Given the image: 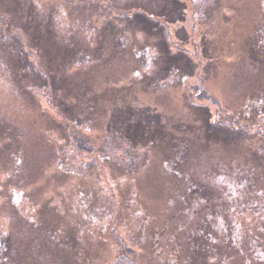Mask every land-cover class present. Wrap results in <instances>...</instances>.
<instances>
[{"label":"rangeland","instance_id":"rangeland-1","mask_svg":"<svg viewBox=\"0 0 264 264\" xmlns=\"http://www.w3.org/2000/svg\"><path fill=\"white\" fill-rule=\"evenodd\" d=\"M15 1L52 31L0 19V264H264V0Z\"/></svg>","mask_w":264,"mask_h":264},{"label":"trees","instance_id":"trees-1","mask_svg":"<svg viewBox=\"0 0 264 264\" xmlns=\"http://www.w3.org/2000/svg\"><path fill=\"white\" fill-rule=\"evenodd\" d=\"M13 10L9 11V16L7 11H0V19L2 18L8 25L6 26L5 29H9L11 28V32L13 33L15 38H18V41L20 44H22L21 50L23 48V50L32 48L31 50L34 51V53L38 56V50L37 48H35V43H37V39L35 40V38H32L31 35L29 33V30H33L36 31L37 33V26H33L32 23L34 22H39V20L41 21V26H40V30L39 33H37L40 37L39 38H48L50 36V33L52 31L51 29V25H50V18L49 16H45V14L41 13V12H37L36 9L29 3V2H18L15 1V4L13 3ZM19 7V9H22L20 12L18 11H14V8ZM25 10V15L24 17L21 18L22 16V12ZM14 11V12H13ZM11 13V16H10ZM119 13H125V12H119ZM126 14V18L127 19H131V18H140L143 20L144 26L150 28V30H154L156 32L157 27L160 25L164 28V26L160 23V19L158 18L160 15H155V14H149L148 12L145 11H138V12H134L131 15V18H129V15L127 13ZM45 16V17H44ZM28 21L29 24H26L23 22V20ZM26 24V25H25ZM153 24V25H152ZM32 32V31H31ZM38 38V36H37ZM23 39L26 40V42L24 43ZM158 50V47H156ZM30 50V51H31ZM30 51H27L28 55L30 54ZM178 52H180V54L184 53L183 51L179 50ZM158 55L159 57L162 56V52L160 53V51L158 50ZM38 64V63H37ZM168 66V65H167ZM167 66H165L163 68V72L159 73L161 76L158 79V82L165 80V74H168L170 71L169 68H167ZM34 67V66H33ZM38 71L41 73V75H44V70L41 69V67L38 64L37 67ZM164 73V74H163ZM49 75V74H48ZM48 80L51 81V85L49 82H47V84L49 85V87L51 88V90H54V80L52 81V76H45ZM162 78V79H161ZM45 82V81H44ZM43 82V84H44ZM60 104V102H59ZM60 107V105H59ZM61 108V107H60ZM132 111L134 110L133 108L129 107ZM129 108H120V110H124L122 112H117L120 110H117L115 113L112 112L113 118L112 119H116L118 116H122L125 115L126 117L124 118V123H122V129H119V126L114 125V127H107V129H105L106 131L113 129L116 133V131L120 132L123 130V128L126 130V133L124 134L127 137V141L136 143V145L138 146L140 141L142 140L141 138L143 137V130H142V134H138L139 133V129L141 130V127H143L144 125L142 124V122L140 121L139 123L133 122L131 121L129 117H127V114L130 112ZM74 116H76V118L74 117H68L66 115L65 112V108H63V112H62V117L65 118L68 122L65 124V129L67 130V133L69 134V137L72 138L77 144H79L82 147V144L88 146L89 151L92 152V150H97L99 153H103L105 147L108 145V142L106 141V145L103 147H99L98 149H96V144L94 143L93 139L91 138L90 134L81 130L82 129V125L80 124V120H76L78 113L75 112ZM132 117V115H131ZM153 117H155L156 120H152V116H149L145 119V122L148 124V126L152 125V124H159L161 121L158 120V115H153ZM160 119V117H159ZM156 121V123H154ZM222 123H220V121H216L215 123H211V122H207L206 126H205V131L207 132L208 129L209 130H217L219 126H221ZM231 125H233L231 123ZM146 127H148L147 125H145ZM162 129H165V125H163V123H161ZM237 127V126H236ZM156 128L158 129L159 127L156 126ZM135 133V136H133V134ZM153 137H149V139L145 142L146 145L153 143L152 141ZM130 151V150H129ZM110 150L108 152H106L104 154V158L107 159H111V156H115V153L112 152V154H109ZM129 154V153H128ZM201 247V246H200ZM199 247V249H200Z\"/></svg>","mask_w":264,"mask_h":264}]
</instances>
